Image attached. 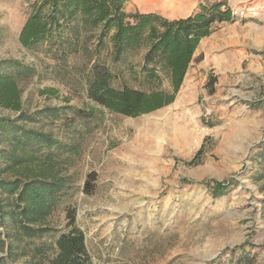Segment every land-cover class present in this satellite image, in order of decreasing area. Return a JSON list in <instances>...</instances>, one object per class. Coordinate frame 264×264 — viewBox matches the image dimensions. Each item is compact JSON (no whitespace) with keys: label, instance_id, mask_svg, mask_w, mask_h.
Wrapping results in <instances>:
<instances>
[{"label":"rangeland","instance_id":"1","mask_svg":"<svg viewBox=\"0 0 264 264\" xmlns=\"http://www.w3.org/2000/svg\"><path fill=\"white\" fill-rule=\"evenodd\" d=\"M32 1L0 0V60L38 61L19 41ZM213 1L128 0L126 8L156 9L174 18ZM225 1L235 20L216 31L264 25V0ZM250 52L255 57L228 74L219 94L200 91L192 97L187 88L173 103L136 117L101 108L79 79L65 84L36 76L21 83L24 110L67 106L64 120L31 125L79 145L70 170L72 194L49 220L65 228V207L74 208L94 264H264L263 192L253 179L259 167L253 157L264 141V52ZM45 88L56 92L42 93ZM81 109L96 115L75 120ZM0 114L18 113L0 108ZM203 127L209 131L202 134ZM152 142L156 146L148 147ZM91 172L96 176L87 193ZM217 181L228 184L226 194L213 195Z\"/></svg>","mask_w":264,"mask_h":264},{"label":"trees","instance_id":"2","mask_svg":"<svg viewBox=\"0 0 264 264\" xmlns=\"http://www.w3.org/2000/svg\"><path fill=\"white\" fill-rule=\"evenodd\" d=\"M128 0H34L21 28V45L38 61L0 60V264H94L76 211L65 207L67 223L50 217L72 194L70 170L79 145L66 142L43 125L64 120L67 106L34 112L22 107L21 83L50 77L62 83L82 80L87 97L103 109L136 117L173 103L203 38L235 15L225 0L200 4L191 14L171 18L161 12L128 11ZM54 93L45 88L42 93ZM95 110L75 113L88 121ZM75 130H78L75 128ZM253 159V179L263 192L264 141ZM91 172L84 191L91 192ZM228 184L214 182V196Z\"/></svg>","mask_w":264,"mask_h":264},{"label":"crops","instance_id":"3","mask_svg":"<svg viewBox=\"0 0 264 264\" xmlns=\"http://www.w3.org/2000/svg\"><path fill=\"white\" fill-rule=\"evenodd\" d=\"M194 9L182 16L191 14ZM150 10L164 14L160 10L144 9V11ZM249 50L264 52V25L253 24L241 28L229 26L226 30L222 27L212 35L203 38L195 52L180 92L189 88L188 91L190 90L192 97L200 91L211 92L214 93L213 95L219 94L226 85L228 74L242 67L245 58L252 55L255 57V54L252 52L250 54ZM257 60L259 59L257 58L255 62ZM194 65L200 71L199 76L194 74L196 71Z\"/></svg>","mask_w":264,"mask_h":264},{"label":"bare ground","instance_id":"4","mask_svg":"<svg viewBox=\"0 0 264 264\" xmlns=\"http://www.w3.org/2000/svg\"><path fill=\"white\" fill-rule=\"evenodd\" d=\"M140 1H144V2H150L151 4H158V5H160V4H165V3H167L166 5H169V4H176V0H140ZM149 4V3H148ZM163 6V5H162ZM149 7V6H148ZM147 7V8H148ZM153 7V6H152ZM190 120V119H189ZM182 126V125H181ZM186 131L187 130H189V127H186L185 125L184 126H182ZM145 129V128H144ZM141 130H143V129H141ZM158 130H159V128H158ZM207 131H209L207 128H205V127H203L202 128V134H204V133H206ZM188 132V131H187ZM150 142V141H149ZM151 146H156L155 144H153V142L152 143H150V145L148 146V147H151ZM158 146V145H157ZM139 147V146H138ZM140 148V147H139ZM139 148H138V150H139ZM126 150L127 151H135L134 150V148L132 147V146H127L126 147ZM159 151V150H158ZM142 152V151H141ZM145 152V151H144ZM156 153V152H155ZM144 154V153H143ZM149 154V153H148ZM157 154V153H156ZM157 158V157H156ZM132 162V161H131Z\"/></svg>","mask_w":264,"mask_h":264},{"label":"built area","instance_id":"5","mask_svg":"<svg viewBox=\"0 0 264 264\" xmlns=\"http://www.w3.org/2000/svg\"><path fill=\"white\" fill-rule=\"evenodd\" d=\"M195 142H196V143H197V142L199 143V142H200V137H197V138L195 139ZM198 143H197V144H198Z\"/></svg>","mask_w":264,"mask_h":264}]
</instances>
